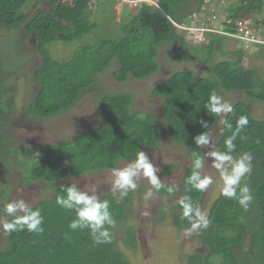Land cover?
Returning a JSON list of instances; mask_svg holds the SVG:
<instances>
[{"label": "trees", "instance_id": "obj_1", "mask_svg": "<svg viewBox=\"0 0 264 264\" xmlns=\"http://www.w3.org/2000/svg\"><path fill=\"white\" fill-rule=\"evenodd\" d=\"M47 1L49 9L37 11L22 27L20 24L27 18L22 10L26 4H32V0H0V25L22 28L26 35L34 36L35 46L42 56V63L34 69L39 90L26 107L32 116L39 118H47L72 107L97 82L101 73L113 67L115 60L119 64L113 70V76L118 81H126L130 76L140 80L154 75L159 68L157 56L160 45L175 38L189 44L175 24L186 23L185 6L195 1L200 7L205 0H158V5L142 1L131 9L129 4L119 2L122 5L120 13L131 15L122 24V34L118 37L106 35L95 44L81 45L65 61L55 59L48 45L59 38L72 41L93 31L96 22L90 19L91 6L99 7L98 0ZM261 8V0H240L239 4H232L228 14L236 20ZM212 21L215 20L211 19L210 23ZM225 25L227 23L222 22V26ZM228 28L234 30V23L228 24ZM207 37L208 43L199 44L212 55L215 46L222 45L230 36L209 32ZM18 39L21 43L26 42L24 36ZM261 45L264 44H256V47ZM238 53L241 57L238 61L213 62L210 76L198 77L192 71L178 70L153 87V96L162 99L166 128L154 113L133 111L131 94H107L101 102L108 115L104 125L96 121L93 127L73 139L45 145L44 154L32 161V181L43 180L54 188L52 197L46 196L32 205L39 208L44 217V232L30 233L25 229L7 233L5 245L0 248V264H131L127 252L118 245L113 227L110 229V242L100 245L93 242L89 230L69 228L75 212L61 208L56 203V196L60 194L62 185H70L71 182L61 180L112 168L120 160H134L139 150L145 146H157L166 133L174 142L187 145L192 159L194 154L203 157V149L195 144L194 137L202 132L210 133L218 122L219 116L208 113L204 108L213 90L217 93L220 89L245 91L249 97L264 101V83L257 79L256 70L242 63L244 51ZM1 68L5 72L0 64V85ZM8 91L6 88L0 90V160L1 149L8 148L6 144L11 136L7 130L12 123L10 117L7 118L11 107ZM250 107L245 100L233 104V111L223 118L222 134L216 148L226 150L224 141L235 131L236 120L247 116L248 124L237 134L234 141L236 150L231 154L236 158L244 153L252 156V172L244 183L251 188L253 201L247 211L237 201L221 194L211 201L207 213L209 226L196 232L206 250L188 254L187 264H264V118L254 116ZM201 120L208 122L207 128L201 126ZM225 120L232 124V129L225 126ZM7 151L9 148L4 150ZM176 168L177 164H167L163 172L168 174ZM192 171L191 163L183 175L181 191L183 196L191 197L200 207L204 192L192 189L187 183ZM5 185V180L0 183L8 194L10 187L8 189L9 185ZM164 185L165 188L159 192L166 195L176 192L174 185ZM168 186L174 187L173 193L166 191ZM0 192L3 193L0 195L1 208L5 192ZM102 198L110 200L116 223H124L133 193L129 192L122 201L112 193L104 194ZM181 211L177 204V211L172 213L173 224L188 228L190 225L182 218ZM127 233L126 245L135 249L138 243L133 224L127 226Z\"/></svg>", "mask_w": 264, "mask_h": 264}, {"label": "rangeland", "instance_id": "obj_2", "mask_svg": "<svg viewBox=\"0 0 264 264\" xmlns=\"http://www.w3.org/2000/svg\"><path fill=\"white\" fill-rule=\"evenodd\" d=\"M65 1L71 3L73 0ZM146 1L155 4L158 0ZM119 2L129 4L130 9L137 6L129 0H98L99 7H97L98 5L95 7V4L91 6L90 19L92 22H96L94 30L86 32L85 35L72 41L59 38L50 43L48 47L52 56L59 61H65L72 57L81 45L95 44L106 35L120 36L122 24L127 22L131 15L120 13L119 9L122 5ZM261 2L262 8L260 10L252 11L237 17V19L248 20L253 26L258 25L255 22L257 21L262 25V35H264V22L262 20L264 19V0ZM233 3L239 4L240 0H205L200 7L195 1H190L185 6V13L188 15L185 16V22H195L198 20L195 18L207 17L209 20H215L211 22V25L224 29L222 22L224 23L229 17L228 13ZM49 6L47 0H32V4H26L22 11L27 14V18L20 26L23 27L26 21L37 11L48 10ZM198 8L199 10L196 11ZM213 13L218 15L217 18H212ZM178 32L187 38L189 44H183L178 38H175L160 45L157 56L159 68L154 75L140 80L130 76L126 81H118L113 76V70L119 64L115 60L113 67L101 73L97 82L84 92L72 107L50 117L39 118L32 116L33 114L26 109L27 105L34 99L36 91L39 90L34 69L42 63V56L35 46L36 40L33 38L34 36L26 35L22 28L0 25V64L5 70L4 72L1 68L0 90L5 88L9 90L7 95L11 100V107L8 110L10 114L7 118L10 117L9 121L12 122L7 127L11 134L10 140L6 144L9 152H4V150H8L6 147L1 149L3 151L2 160H0L2 165V168L0 167V183L5 180V187L9 185L7 188L10 187V189L7 194L6 189L0 186V191L5 192L1 202L0 219H9L2 211L4 203L24 198L32 206L44 197L54 195V188L48 182L43 180L32 181L34 173L32 161L44 154L45 145L73 139L75 135L93 127L96 121L104 125L108 115L104 112L101 102L105 95L131 94L133 111L142 114L154 113L166 128L162 99L154 97L152 89L155 85L164 82L175 71L188 70L194 72L198 77L210 76L213 62L238 61L241 58L238 51L243 50L242 63L256 70L257 79L264 83V45L256 47V44H252L248 47L247 43L229 37L224 40L222 45H216L212 55H209L207 49L199 44V42H209L207 35L204 36V40L195 41L192 34L187 30L178 28ZM19 36H24L26 42L21 43L18 39ZM192 56L196 57L190 59ZM218 94L232 105L238 100L247 101L254 116L264 118V101L249 97L245 91L231 92L220 89ZM224 116H219L217 124L208 133L215 147L222 134ZM12 149L13 152H11ZM202 149L203 153L209 150L207 146ZM143 151L150 158H153L154 164L159 167L158 175H160L162 182L174 185L176 192L172 195L161 192L154 193L153 197L145 200L144 196L151 186L146 179L141 178L138 181V189L132 192L133 201H130L128 206L126 221L116 223L113 227L118 245L127 252L131 264H187L188 254L206 250V245L198 239L196 232L191 236H186L184 234L186 228L176 227L172 220V213L177 211L178 201L183 197L181 191L183 175L193 160L189 156V147L174 142L166 133L157 146H145ZM233 157L236 158V156ZM129 161L131 160H120L115 166L122 167ZM171 163L177 164V168L168 174H164L165 166ZM109 169L104 168L80 176L65 178L61 182L78 183L80 187L86 183L90 187L95 185L98 187V192L103 196L111 193L109 187L112 177ZM201 172L214 178V183L204 191V200L200 205L201 209L208 213L211 201L220 194L222 181L219 178V173L211 167V158L205 157V164ZM246 179L247 177L242 183ZM0 195L3 193L0 192ZM145 212L148 213L147 216L144 215ZM129 224L135 226L138 243V247L135 249L128 248L125 242L127 238L129 239L127 233ZM6 235L7 233L0 226V248L5 245Z\"/></svg>", "mask_w": 264, "mask_h": 264}, {"label": "clouds", "instance_id": "obj_3", "mask_svg": "<svg viewBox=\"0 0 264 264\" xmlns=\"http://www.w3.org/2000/svg\"><path fill=\"white\" fill-rule=\"evenodd\" d=\"M223 27L225 28V26ZM204 108L214 116L226 115L233 111L232 103L226 101L215 90L211 92ZM200 123L203 128H207V121L201 120ZM224 123L228 129H232L231 123L226 120ZM247 124V116H240L236 120L235 131L224 141L225 151L218 150L206 132L196 135L194 137L195 144L200 148L207 146L209 150L204 153L203 157L194 154L192 160L193 171L187 178V183L191 185L192 189L199 192L206 191L214 183V178L211 175L203 174L201 169L204 167L205 157L211 158V167L219 173V178L222 181L220 194L237 201L245 211L249 209L253 201V194L248 184L242 183V181L252 172V156L244 153L238 158H234L231 153L236 150L234 141L237 134ZM109 172L112 177L109 191L114 197H117L118 201H122L129 192H135L141 178L146 179L151 186L144 196L145 200L165 188L160 175H158L160 172L159 167L154 164L153 158H150L143 150L136 153L134 160L129 161L122 167L114 166L109 169ZM166 191L173 193L174 187L168 186ZM59 192L60 194L56 196V203L63 209L75 212V218L69 223V228L72 230H89L90 236L96 245L109 243L111 239L110 229L115 226L116 220L111 211L110 200L102 198V195L98 192V187L95 185L90 187L87 183L80 187L78 183L73 182L70 185H62ZM178 204L182 210V218L186 219L190 225L184 230L186 236H191L193 233L209 226L210 221L207 213L196 205L191 197H181ZM2 211L6 214V217L11 218L0 219V226H2L4 232L11 233L24 231L25 229L30 233L42 234L44 232L42 226L44 217L40 209L32 207L24 198L4 203ZM144 215L147 216L148 213L145 212Z\"/></svg>", "mask_w": 264, "mask_h": 264}, {"label": "built area", "instance_id": "obj_4", "mask_svg": "<svg viewBox=\"0 0 264 264\" xmlns=\"http://www.w3.org/2000/svg\"><path fill=\"white\" fill-rule=\"evenodd\" d=\"M129 1L137 5L140 1L143 0H129ZM154 5H158L157 2ZM212 15H213L212 18L213 17L217 18L218 16L215 13H213ZM195 19L198 20L195 22L190 21L183 24L175 23L179 28L185 29L190 34H192L193 39L195 41L204 40V36L207 35V33L209 32H219L231 37H235L239 39L242 43H247L248 46L252 44H264V35H262L263 27L260 23L257 26H253L248 20H238V19L232 20V18L228 17L225 20V23H227V25H225L224 29H221L211 25L210 23L211 19L209 20V18L207 17H201ZM207 22L210 23V25H208ZM231 23H234V30L228 28V24Z\"/></svg>", "mask_w": 264, "mask_h": 264}]
</instances>
